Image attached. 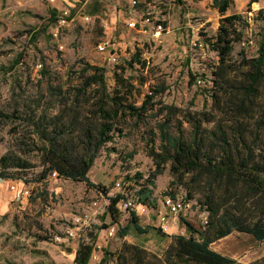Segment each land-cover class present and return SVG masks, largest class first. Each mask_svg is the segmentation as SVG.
I'll use <instances>...</instances> for the list:
<instances>
[{
    "label": "rangeland",
    "instance_id": "374dc122",
    "mask_svg": "<svg viewBox=\"0 0 264 264\" xmlns=\"http://www.w3.org/2000/svg\"><path fill=\"white\" fill-rule=\"evenodd\" d=\"M137 1L133 6V0H80L71 11L73 21L56 40L50 25L52 8L48 9L47 0H0V171L14 176L12 180L0 179V191L5 193L4 198L0 194V264H75V253L82 242L93 243L96 248L97 258L92 257L90 264H116V253L124 243L142 245L151 254L164 258V252L174 242L173 235H189L178 218L176 222L170 219L169 233H165L168 237L152 230L143 235L132 232L121 238L119 230L128 224L131 213L118 209L120 219L116 224L108 210L110 198L123 194L116 186L118 181L128 182L126 176L133 180L140 174L142 177L137 180L145 182L155 172L147 144L155 139L158 151L160 139L153 131L155 120L164 118L160 113L154 117L159 106L141 122L122 119L112 141L98 151L88 176L104 186L106 194L65 178L49 176L44 183L36 181L44 170L43 137L51 131L48 120L62 112L68 116V96V103L77 98L82 106V121L96 122L99 118L93 114L90 121L82 117L97 110L95 103L101 96L99 86L88 87L86 76L90 73H84L87 65L106 70L111 94L116 88V73L130 78L136 89L129 103L137 106L142 105L152 89L164 85L166 91L157 95L155 101L178 108L174 124L181 122L186 138L192 132L187 122L192 113H217L212 94L216 89L214 72L220 61L213 44L222 15L214 8L213 0ZM130 9L140 12V17L160 19L164 30L156 35L153 24L146 35L131 30ZM227 14H242L244 18L236 26L242 39L234 44L226 59V64L239 72L243 69L242 58L257 57L264 45V9L251 13L249 4H239L233 5ZM85 16H91L92 21L86 22ZM103 40L120 49L118 64L110 63L105 54L97 51V44ZM136 54L145 62L144 68L140 64L128 65ZM192 76L201 77L204 85H197ZM131 153H135L132 158ZM171 164H165L163 173L156 177L153 200L159 205L169 193L188 199L192 190L190 207L181 216L200 230L208 216L206 207L200 204L204 185L198 187L191 174L174 175ZM13 182L29 186L32 196L25 201L14 199L10 190ZM131 183L132 192L138 190ZM95 200L99 201L97 210L92 209ZM88 210L92 211L89 227L77 229L78 236L68 239L67 231L75 228L74 218ZM258 213L254 210L252 215L259 216ZM140 223L158 228L157 213L140 215ZM112 228L115 232L110 236ZM94 235L98 236L95 242ZM211 247L241 264H264V244L249 234L233 232ZM106 251L113 256L105 258Z\"/></svg>",
    "mask_w": 264,
    "mask_h": 264
},
{
    "label": "trees",
    "instance_id": "16d2710c",
    "mask_svg": "<svg viewBox=\"0 0 264 264\" xmlns=\"http://www.w3.org/2000/svg\"><path fill=\"white\" fill-rule=\"evenodd\" d=\"M213 6L222 15L213 44L220 61L214 72L216 89L212 94L214 109L218 114L202 111L192 113L187 119L192 126L189 138L185 137L181 122L174 124L178 108L155 101L157 95L166 91L164 85L152 89L142 105L137 106L129 103L136 89L130 78L124 79L116 73V88L111 94L105 80L106 70L92 65H87L84 70V73H90L86 76L88 87L99 86L101 96L95 103L97 110L87 112L82 117L90 121V115L93 114L99 117H96L97 121H82V106L77 98L68 103L70 96L65 106L68 116L62 112L48 120L51 131L43 137L44 170L37 178L38 182L44 183L49 176L57 173V178L82 182L106 194V188L94 183L88 176L98 151L112 141L117 123L126 118L141 122L144 118H150V113L159 106L154 117L157 118L160 113L164 114V118L155 120L153 131L154 136L158 134L160 139L158 151L155 139L147 144L155 172L145 182L137 180L142 177L140 174L133 180L126 176V192L142 204L153 202L155 179L163 173L168 162L172 163L174 175L184 177L191 174L198 187L204 185V199L200 203L208 212L204 228L197 230L191 222L180 216L189 235H173L174 242L164 252V258L151 254L142 245L124 243L123 248L116 253V264H241L217 252L211 245L233 232L252 235L264 244V99L261 100L264 98V45L257 57L242 58L243 69L239 72L228 66L227 57L233 51L234 44L242 39L236 26L238 23L241 25L244 18L242 14L227 15L232 0H213ZM57 13L54 9L49 11L50 25L57 22ZM136 64L143 68L146 66L139 54L128 62L130 67ZM192 79L196 80V76H192ZM219 114L221 116L218 117ZM210 124L214 127H207ZM76 131L79 134L75 135ZM134 154L131 153L129 157L132 158ZM13 177L0 171L2 180H12ZM131 182L138 187L135 192L131 190ZM123 198L121 194L110 198L108 210L113 223L119 224L117 205ZM191 199L192 190L185 200L189 204ZM254 210L259 211V216L252 215ZM130 213L128 224L119 230L121 238L132 232L143 235L152 230L168 237L159 228L142 226L140 216L135 211ZM93 237L95 242L98 236ZM94 248L93 243H80L74 263L90 264ZM105 255V258L113 256L107 251ZM105 261L103 259L102 263Z\"/></svg>",
    "mask_w": 264,
    "mask_h": 264
},
{
    "label": "built area",
    "instance_id": "2783aa9c",
    "mask_svg": "<svg viewBox=\"0 0 264 264\" xmlns=\"http://www.w3.org/2000/svg\"><path fill=\"white\" fill-rule=\"evenodd\" d=\"M253 2V0H250ZM138 1L133 0L132 4L133 6L137 5ZM139 18V20H137ZM141 18V19H140ZM84 20L86 22H91L92 17L91 16H85ZM73 21L72 12L69 9H66L61 12L57 22L55 23L54 28L52 29V35L53 37L58 40L64 33V31L69 27L70 22ZM155 26V34L159 35L161 34L162 30H164V24L163 21L160 19L155 21L151 16H144L140 17V14H138L133 20L128 22V27L135 31L138 34L146 35L148 33V29L150 25ZM61 50H63V46L59 47ZM96 49L99 53L105 54L107 56V61L113 64H118L119 58H120V49L113 43H111L108 40H103L100 43L97 44ZM38 68H41L42 65H38ZM196 84L199 86L204 85V80L201 77L196 78ZM53 177H57V173H54L52 175ZM116 186L118 189L123 193L121 195L124 196L123 199L120 200L118 203V208H125L126 210L135 211L137 215H150V213L153 211L157 213V220H158V228L163 233H169L170 230V219H173L176 221L180 216L190 207V204H188L184 197L176 194L175 196L172 195H166L163 197L159 205L155 204V202H150L147 204L140 203L137 198L133 196H129L126 192V186L127 183L124 181H118L116 183ZM10 190L14 194V199L21 200L31 197L32 190L29 186L24 184L22 187H18V184L12 183L10 185ZM155 204V205H154ZM99 206V201L95 200L93 201V210H97ZM92 220V211L88 210L87 212L82 213L79 216H76L74 218V226L75 228L69 229L67 231V238L68 239H75L78 235L76 233V230H81L88 228L90 225V221ZM115 232V229L112 228L109 231V235L113 236ZM57 240L61 241V237L57 236ZM97 252L96 248H94L92 257L94 259L97 258Z\"/></svg>",
    "mask_w": 264,
    "mask_h": 264
},
{
    "label": "crops",
    "instance_id": "0c3cea01",
    "mask_svg": "<svg viewBox=\"0 0 264 264\" xmlns=\"http://www.w3.org/2000/svg\"><path fill=\"white\" fill-rule=\"evenodd\" d=\"M47 1H48V5H47L48 9L52 8L54 10H57V12L59 11L62 12L63 10H66V9L73 11L74 9L77 8L80 0H47ZM50 2L52 3L53 6H50ZM239 4L241 5V7H245L246 5L249 4L251 13H256V12H259L261 9H264V0H253V2H251L250 0H232V6L239 5ZM237 13H240V12H237ZM128 14L131 16L133 20L138 14H140V12H138L136 9H130ZM227 15H230V14H227ZM51 26L53 29L55 26V23L52 24ZM23 185L24 184L20 183L18 184V187L23 186ZM2 188H3V185H0V190H2ZM0 194L3 195V198L5 197L4 191L3 192L0 191Z\"/></svg>",
    "mask_w": 264,
    "mask_h": 264
}]
</instances>
